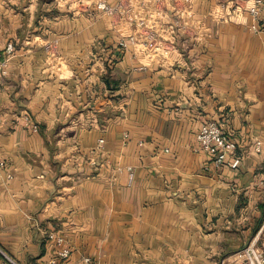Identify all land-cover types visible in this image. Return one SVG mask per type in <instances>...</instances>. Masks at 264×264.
Returning <instances> with one entry per match:
<instances>
[{
  "label": "crops",
  "instance_id": "crops-1",
  "mask_svg": "<svg viewBox=\"0 0 264 264\" xmlns=\"http://www.w3.org/2000/svg\"><path fill=\"white\" fill-rule=\"evenodd\" d=\"M60 1L0 0V264L264 256V30L237 8L251 0L177 17L161 0L169 24L143 7L145 29ZM209 121L238 169L196 151Z\"/></svg>",
  "mask_w": 264,
  "mask_h": 264
},
{
  "label": "built area",
  "instance_id": "built-area-1",
  "mask_svg": "<svg viewBox=\"0 0 264 264\" xmlns=\"http://www.w3.org/2000/svg\"><path fill=\"white\" fill-rule=\"evenodd\" d=\"M107 0H61V3H65L67 7H71L72 5L78 7H86L91 8L96 7L97 10L102 12V17L107 19L110 26L116 27L121 24L127 25V27H140L141 29H145L148 21L144 20L142 13L143 7L145 9H151L153 16V23L157 25H166L169 24L168 17L161 13L160 8H164V4L162 5L161 0H140L139 2L134 0H116L114 4L111 5L106 4ZM191 4V0H178L172 1V6L175 5V9L173 11L174 17L181 15L182 9H189ZM238 9L246 11L250 18L252 19V23L250 25L251 30L258 33L264 30V24H261V18L264 14V0H251V5L242 9L240 5H237ZM146 16V15H145ZM172 18L170 17L169 20ZM175 22H180L174 18ZM146 22V23H145ZM182 26H186V24H180ZM187 27V26H186ZM129 43L134 44L137 42V38L135 36H129ZM127 42L122 40L120 46L124 48L127 46ZM14 51V48L11 45H8L6 48L7 57L11 55ZM6 59H4L0 63V74H3L1 68H4L6 64ZM197 140V152H202L204 154H208L214 157V163L219 166H225L230 169H238L240 161L237 158H230L232 155L235 146L234 144L228 140L223 134V131L219 124L214 121H209L202 124L198 130L196 135ZM4 167V162L0 157V169ZM260 189L264 192V179L259 182ZM54 238L53 236L50 239ZM57 244H61L63 242L62 239L57 238ZM69 250L62 249L58 252L59 259H67L69 257ZM0 254L3 256L2 252ZM250 256H253V260L251 264H264V256L257 254L254 250L247 252ZM5 257V256H4ZM86 263H89V260H85ZM50 264H55L54 260H51Z\"/></svg>",
  "mask_w": 264,
  "mask_h": 264
},
{
  "label": "rangeland",
  "instance_id": "rangeland-1",
  "mask_svg": "<svg viewBox=\"0 0 264 264\" xmlns=\"http://www.w3.org/2000/svg\"><path fill=\"white\" fill-rule=\"evenodd\" d=\"M106 4L107 5H111L110 0H107L106 1ZM151 19H152V22H153V16L151 17ZM105 20H106V22L108 21L107 19H105ZM152 59L153 58H151V60ZM246 252H249V251L247 250ZM252 260H253V256L252 255L249 256L248 254H246V256H245V263L244 264H251Z\"/></svg>",
  "mask_w": 264,
  "mask_h": 264
},
{
  "label": "trees",
  "instance_id": "trees-1",
  "mask_svg": "<svg viewBox=\"0 0 264 264\" xmlns=\"http://www.w3.org/2000/svg\"><path fill=\"white\" fill-rule=\"evenodd\" d=\"M0 257H2V255L0 254ZM3 258V257H2Z\"/></svg>",
  "mask_w": 264,
  "mask_h": 264
}]
</instances>
